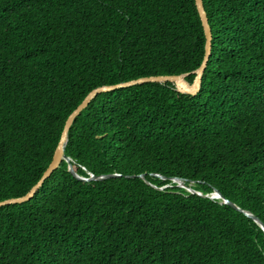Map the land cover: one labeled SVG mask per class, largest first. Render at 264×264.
<instances>
[{"label": "trees", "instance_id": "1", "mask_svg": "<svg viewBox=\"0 0 264 264\" xmlns=\"http://www.w3.org/2000/svg\"><path fill=\"white\" fill-rule=\"evenodd\" d=\"M203 5L198 92L97 94L69 128V162L0 206V264H264L263 228L210 197L264 225V0ZM204 45L195 0H0V201L38 181L89 91L191 82Z\"/></svg>", "mask_w": 264, "mask_h": 264}, {"label": "water", "instance_id": "2", "mask_svg": "<svg viewBox=\"0 0 264 264\" xmlns=\"http://www.w3.org/2000/svg\"><path fill=\"white\" fill-rule=\"evenodd\" d=\"M195 4H196L197 12L199 14L201 24L203 27V31H204L205 45H204L203 60L200 66L196 70H194L193 80L189 82L186 79V76L188 75V73L149 75V76L138 77V78L131 79L128 81L119 82L116 84L102 85V86H98L92 89L91 91L87 93V95L83 98V100L75 107V109L72 110L71 113L67 116L63 129L60 134L59 141L54 149L52 158L50 162L48 163L47 167L45 168L44 172L42 173L41 177L38 179V181L25 194L21 196L11 197V198L1 200L0 206L7 205V204H13V203H21V202L29 200L30 198L33 197V195L39 189V187L42 185L44 180L47 179L52 174V172L60 165L62 160L69 162L70 158L64 152V147L67 141L69 128L72 125L76 116L79 115V113L96 97L97 94L101 92L112 91L117 88H123V87H128V86H132V85H136L140 83H145V82H159V83L170 82L174 85L175 90L178 92L186 93L190 95H195L198 92L200 88V84H201V77L206 68L207 61H208L210 51H211L212 33H211L210 25L208 23L207 14L204 9L203 0H195ZM69 170L71 171L73 175L79 178H83V177L78 176L71 167H69ZM111 175H115V174H106V175H98V176L90 175L88 179H101L104 177H109ZM173 181H175L177 185L185 187L190 192H196V190H194L193 188L186 186L183 180H180L178 178H173ZM210 197L211 198H222L224 202L230 204L231 206L239 210L244 211L246 215H248L249 217H252L264 230L263 223L254 214H252L250 211L239 208L233 202L224 198L222 194L219 193L218 191L213 192L210 195Z\"/></svg>", "mask_w": 264, "mask_h": 264}]
</instances>
